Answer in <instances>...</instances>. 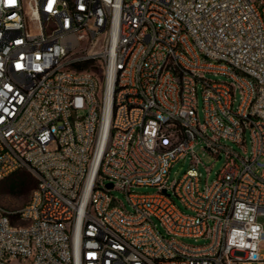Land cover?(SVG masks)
<instances>
[{"label": "built area", "instance_id": "1", "mask_svg": "<svg viewBox=\"0 0 264 264\" xmlns=\"http://www.w3.org/2000/svg\"><path fill=\"white\" fill-rule=\"evenodd\" d=\"M21 169L0 264H264V0H0V180Z\"/></svg>", "mask_w": 264, "mask_h": 264}, {"label": "rangeland", "instance_id": "2", "mask_svg": "<svg viewBox=\"0 0 264 264\" xmlns=\"http://www.w3.org/2000/svg\"><path fill=\"white\" fill-rule=\"evenodd\" d=\"M101 43L102 40L95 43V50L100 49ZM87 66L89 68L94 67L95 71L99 75L103 76L102 61H100L99 59L89 61L87 63ZM208 76L214 79H218V78L225 79V77L223 76H214V75H208ZM202 107H203L202 101L200 100L199 112L201 117H203ZM226 143L241 152V149L236 144L232 142H226ZM205 145L206 142L200 139L194 149V154L200 160L198 164V170L201 173L202 187H204L206 183L211 184L214 181L224 161V158L217 159L215 154L211 153L208 149L205 148ZM191 166H192V158L188 156L175 162L170 169L169 181L179 180ZM15 179L18 180L19 184L16 185V187L12 188L11 182H13ZM37 186H38L37 178L30 171L26 169L18 170L2 178L0 180V205L8 209H19L23 207L30 201L32 194ZM156 189L157 188L155 187L143 186L136 188V191L153 193L154 191H156ZM113 194L117 196L120 200L125 201V195L122 192L118 190H114ZM259 221L264 226V215L259 216ZM185 240L190 243L202 242V240L195 241L194 239H185ZM261 253L264 257V241H262L261 243Z\"/></svg>", "mask_w": 264, "mask_h": 264}, {"label": "trees", "instance_id": "3", "mask_svg": "<svg viewBox=\"0 0 264 264\" xmlns=\"http://www.w3.org/2000/svg\"><path fill=\"white\" fill-rule=\"evenodd\" d=\"M18 184H19V182L17 179H15L13 182H11L12 188L16 187V185H18Z\"/></svg>", "mask_w": 264, "mask_h": 264}]
</instances>
